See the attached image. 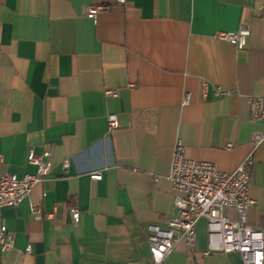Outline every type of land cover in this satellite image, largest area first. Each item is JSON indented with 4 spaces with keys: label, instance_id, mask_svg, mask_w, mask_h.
<instances>
[{
    "label": "crops",
    "instance_id": "obj_1",
    "mask_svg": "<svg viewBox=\"0 0 264 264\" xmlns=\"http://www.w3.org/2000/svg\"><path fill=\"white\" fill-rule=\"evenodd\" d=\"M117 1L0 0V177L35 175L29 153L50 154L49 176L1 211L13 247H0V264H150L146 227L176 216L167 180L176 141L185 159L222 173L252 157L246 224L264 233V143L251 144L264 127L248 109L264 97V0ZM100 5L112 8L85 17ZM242 28L241 50L215 39ZM109 115L119 125L111 133ZM195 233L194 246L178 242L164 264H242L236 253H208L204 220Z\"/></svg>",
    "mask_w": 264,
    "mask_h": 264
},
{
    "label": "built area",
    "instance_id": "obj_2",
    "mask_svg": "<svg viewBox=\"0 0 264 264\" xmlns=\"http://www.w3.org/2000/svg\"><path fill=\"white\" fill-rule=\"evenodd\" d=\"M123 0L116 6L122 7ZM110 5L90 6L85 9V17L96 22L97 17L106 14ZM259 18L264 21V3L261 6ZM250 35L247 28L233 33L219 32L215 39L232 45L236 50L245 47ZM207 84H203L205 94ZM108 98L118 97V91L105 92ZM213 96L223 98L229 96L218 88H214ZM189 102L187 94L183 97V106ZM249 122L252 125L264 127V97H250L248 99ZM119 128L116 117H107V133ZM264 143V136L254 133L251 139L253 149L256 150ZM185 148L180 141H176L172 151L170 171L167 177L171 186L173 207L176 216L169 220L165 228L148 226L145 229L151 255L150 264H164L165 259L172 252L174 246L182 241L191 249L194 246L197 223H206L208 253L219 252L225 255L239 254L242 264H264V233L246 224L247 211L255 205L249 197V168L253 164L249 156L232 173H222L216 166L207 162L190 161L185 159ZM50 154L43 153L35 156L31 151L27 162L36 168L35 175H26L18 179L12 175L0 177V219L4 208H15L30 196L34 186L42 183L50 174ZM2 157L0 156V162ZM62 168H68V161L62 163ZM91 181H101L100 173H90ZM230 209L235 212L234 222L224 218L222 212ZM31 212L37 220L47 219L39 207H32ZM71 223L76 226L79 213L71 210ZM0 247L6 252L13 247V238L7 235L6 228L0 221ZM29 252V249H27ZM206 255H208L206 253Z\"/></svg>",
    "mask_w": 264,
    "mask_h": 264
}]
</instances>
